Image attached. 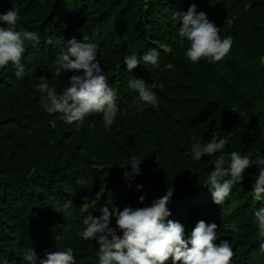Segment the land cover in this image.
I'll use <instances>...</instances> for the list:
<instances>
[{"label":"trees","instance_id":"obj_1","mask_svg":"<svg viewBox=\"0 0 264 264\" xmlns=\"http://www.w3.org/2000/svg\"><path fill=\"white\" fill-rule=\"evenodd\" d=\"M193 4L222 38H233L217 63H194L184 55L187 42L181 43L179 23L170 18ZM13 7L18 23L37 32L40 43L22 56L23 81L13 66L0 69V264H25L21 253L28 247L44 258L65 246L73 247L76 264H98L95 242L78 236L83 218L99 217L105 205L149 206L169 189L168 219L180 222L186 235L200 220L216 223L221 240L236 242L231 264H264L253 223L264 202L248 194L257 169H247L220 206L202 184L216 156L194 162L189 152L192 143L207 142L218 131L229 138L226 152L264 154V0H0V12ZM49 36L65 42L86 36L99 45L120 109L110 129L99 113L77 131L75 123L45 110L33 85L47 77L59 91L72 75L55 76L60 49L45 43ZM152 48L160 54L159 68L140 64L127 71L123 57L130 50ZM169 63L173 67L166 69ZM134 78L155 85L158 109L134 105L137 94L128 87ZM131 155L140 158L141 174L125 178L120 166ZM85 197L96 201L88 212L81 211ZM68 201L72 206L65 210ZM233 225L238 231H231Z\"/></svg>","mask_w":264,"mask_h":264},{"label":"clouds","instance_id":"obj_2","mask_svg":"<svg viewBox=\"0 0 264 264\" xmlns=\"http://www.w3.org/2000/svg\"><path fill=\"white\" fill-rule=\"evenodd\" d=\"M170 19L179 23L178 36L182 44L186 41L188 45L184 55L194 63L202 58L209 64L217 63L228 55L233 46V38H222L220 28L209 20L206 13L198 12L195 4L187 12H174ZM19 20V10L15 7L0 12V69L13 66L14 75L23 81L28 73L21 63L22 56L29 46L35 47L40 43V37L37 32L19 24ZM4 24L7 27L2 26ZM45 43L60 49L55 76H60L62 71L72 73L67 84L59 91L47 77H41L40 82L33 85L44 101L45 110L52 114L59 113V119L64 124L75 123L77 131L86 117L99 113L102 114L104 128L110 129L120 109L116 92L109 86L98 59L99 45L89 42L86 36L82 42L75 37L65 42L61 37L56 39L49 36ZM159 58L160 54L155 48L143 54L130 50L123 57V64L128 72H133L140 64L159 68ZM261 63L264 64V59ZM165 67L171 69L173 65L169 63ZM128 87L137 94L134 105L146 104L153 109L159 108L155 85L134 78L129 80ZM137 110L143 111V108ZM211 135L207 142L192 143L189 152L194 162H200L202 157L216 156L212 161V170L202 183L209 187L213 202L222 206L232 195L233 188L244 180L245 171L252 167L257 169V174L252 191L248 194L253 201L264 202V154L226 152L228 136H221L218 131H213ZM141 163L138 156L131 155L126 164L120 166L126 169L125 178L140 175ZM138 188L142 186L138 185ZM172 197L173 191L169 189L149 206H126L121 210L115 205H105L99 209V217L89 213L83 218V228L78 231V236L84 241L95 242L98 264H166L170 258L171 264H231L235 240H221L218 225L203 220L197 222L190 235H186L180 222L168 219L172 215L168 206ZM139 200L143 204L145 197L140 196ZM90 202L94 207L96 201L85 197L82 212H88ZM71 206V201L63 205L65 210ZM253 215V223L257 226L254 240L259 244V251L264 253V207L255 210ZM231 231L238 229L233 225ZM21 258L25 264H76L71 246L56 252L46 251L44 258L38 256L33 247H28L21 253ZM2 264L8 262L5 260Z\"/></svg>","mask_w":264,"mask_h":264}]
</instances>
